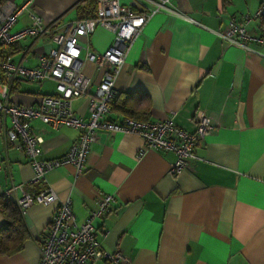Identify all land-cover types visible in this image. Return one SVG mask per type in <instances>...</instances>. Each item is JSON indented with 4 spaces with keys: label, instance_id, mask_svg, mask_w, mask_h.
<instances>
[{
    "label": "crops",
    "instance_id": "0c3cea01",
    "mask_svg": "<svg viewBox=\"0 0 264 264\" xmlns=\"http://www.w3.org/2000/svg\"><path fill=\"white\" fill-rule=\"evenodd\" d=\"M81 1L30 0L27 9L59 29L79 19L76 5ZM259 2L171 0L173 11L153 14L129 48L115 80L116 93L131 95L129 109L147 111V120L170 117L188 132L194 129L197 110L212 120L213 128L178 172H169L172 151L146 147L136 134L99 131L83 170L63 163L33 181V166L21 149L5 145L0 118V195L12 185L33 193L49 186L56 193L55 201L35 199L21 213L28 235L20 250L0 254V264H36L39 242L57 203L68 197L81 222L103 193L113 199L109 211L92 221L95 237L104 249L118 251L123 261L97 258L88 264H264V43H251V50H245L218 34L229 18L254 12ZM262 19L251 20L246 32L257 34ZM28 23L25 10L16 26ZM111 39L104 27L78 37L80 72L90 78V92L104 69L84 59L85 50L101 52ZM51 46L46 33L5 50L0 46V53L10 51L11 61L35 66L38 55ZM54 92L52 79H17L10 98L34 104ZM86 103L85 97L72 102L84 119ZM107 115L114 120L126 116L111 106ZM29 123L42 138L39 157L44 159L62 156L79 133L39 119ZM21 195L18 189L5 196L15 204ZM3 221L0 212V225Z\"/></svg>",
    "mask_w": 264,
    "mask_h": 264
},
{
    "label": "built area",
    "instance_id": "2783aa9c",
    "mask_svg": "<svg viewBox=\"0 0 264 264\" xmlns=\"http://www.w3.org/2000/svg\"><path fill=\"white\" fill-rule=\"evenodd\" d=\"M30 0L17 4L11 0L0 1V46L5 50L22 39L37 40L49 33L52 46L38 55L35 66L13 62L8 55L0 58V118L4 143L21 149L34 169L33 181H38L46 171L63 163L72 164L77 171L84 169L90 145L99 131H115L136 134L144 145L155 150H169L175 154L169 172L175 173L187 167V160L194 157V145L211 131V118L197 110L193 115L194 129L190 132L178 127L170 117L157 120H138L129 116L121 120L108 117L115 95V80L125 66V58L133 41L140 34L146 21L156 12L173 11L171 0H96L92 18L66 21L58 29L45 24L40 17L27 9ZM27 10L30 23L16 26L17 17ZM264 18V0L252 13L239 18L231 17L218 32L231 45L251 50V43H264V23L259 24L257 34L246 32L251 20ZM97 27L111 31L110 44L101 52L85 50L84 59L104 69L102 79L90 92V78L80 72L81 46L78 37H88ZM15 79L40 83L45 79L55 81V92L43 94L34 104L12 102L10 90ZM85 97L87 118L77 113L72 102ZM39 119L53 128L68 126L78 129V137L62 156L40 158L42 138L30 128V120ZM21 190L15 204L23 213L35 199L42 202L56 200V193L45 186L38 193L24 190L22 185H12L5 194ZM113 196L100 194L87 216L77 222L67 197L59 201L45 227L39 242L36 264H88L102 258L106 262L123 261L118 251L104 249L95 237L93 219L104 215L111 207Z\"/></svg>",
    "mask_w": 264,
    "mask_h": 264
},
{
    "label": "trees",
    "instance_id": "16d2710c",
    "mask_svg": "<svg viewBox=\"0 0 264 264\" xmlns=\"http://www.w3.org/2000/svg\"><path fill=\"white\" fill-rule=\"evenodd\" d=\"M95 1L96 0H82L76 5V10L80 15L79 19L92 18L95 15ZM264 21V19H262ZM12 45V44H11ZM10 50V49H9ZM8 54L0 53V58L9 56ZM17 79H15L13 84ZM124 95L122 101H118L121 96ZM115 93L111 101V109L117 113H122L126 116L138 119L147 120L145 115L147 111L138 112L134 109H129V100H131L130 94ZM144 115V116H143ZM0 212L4 217L3 223L0 225V254H12L22 248L23 241L27 237V229L22 219V214L18 207L4 194L0 195Z\"/></svg>",
    "mask_w": 264,
    "mask_h": 264
},
{
    "label": "bare ground",
    "instance_id": "6f19581e",
    "mask_svg": "<svg viewBox=\"0 0 264 264\" xmlns=\"http://www.w3.org/2000/svg\"><path fill=\"white\" fill-rule=\"evenodd\" d=\"M42 190V189H41ZM6 195V194H5ZM16 205V204H15ZM17 206V205H16ZM19 209V208H18ZM21 212V211H20ZM22 213V212H21Z\"/></svg>",
    "mask_w": 264,
    "mask_h": 264
}]
</instances>
